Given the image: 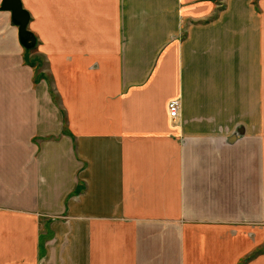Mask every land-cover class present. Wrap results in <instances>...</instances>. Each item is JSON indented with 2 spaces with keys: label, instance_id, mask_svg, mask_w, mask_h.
I'll list each match as a JSON object with an SVG mask.
<instances>
[{
  "label": "crops",
  "instance_id": "1",
  "mask_svg": "<svg viewBox=\"0 0 264 264\" xmlns=\"http://www.w3.org/2000/svg\"><path fill=\"white\" fill-rule=\"evenodd\" d=\"M21 1L0 264H264V0Z\"/></svg>",
  "mask_w": 264,
  "mask_h": 264
},
{
  "label": "water",
  "instance_id": "2",
  "mask_svg": "<svg viewBox=\"0 0 264 264\" xmlns=\"http://www.w3.org/2000/svg\"><path fill=\"white\" fill-rule=\"evenodd\" d=\"M0 8L10 11L11 21L17 26L18 39L26 49L33 48L36 44V36L28 28L30 14L23 6L21 0H2Z\"/></svg>",
  "mask_w": 264,
  "mask_h": 264
},
{
  "label": "built area",
  "instance_id": "3",
  "mask_svg": "<svg viewBox=\"0 0 264 264\" xmlns=\"http://www.w3.org/2000/svg\"><path fill=\"white\" fill-rule=\"evenodd\" d=\"M167 114L169 117H175L178 114L179 101L177 99H171L166 105Z\"/></svg>",
  "mask_w": 264,
  "mask_h": 264
},
{
  "label": "rangeland",
  "instance_id": "4",
  "mask_svg": "<svg viewBox=\"0 0 264 264\" xmlns=\"http://www.w3.org/2000/svg\"><path fill=\"white\" fill-rule=\"evenodd\" d=\"M250 3L256 4L257 3V0H251ZM27 50H29V49H27ZM39 68H40V66H39ZM40 69H42V67ZM49 81H50V79H49ZM50 91H51V94H52V99H54L55 101H57V97H58L57 92H55L54 89H52V88H50ZM261 228H263V227L261 226ZM260 243H261V245L264 243V232L263 231L261 232Z\"/></svg>",
  "mask_w": 264,
  "mask_h": 264
}]
</instances>
